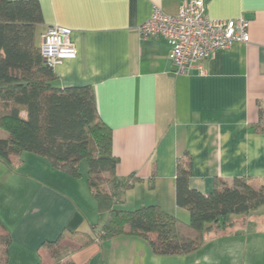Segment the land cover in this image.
<instances>
[{"label": "crops", "instance_id": "obj_1", "mask_svg": "<svg viewBox=\"0 0 264 264\" xmlns=\"http://www.w3.org/2000/svg\"><path fill=\"white\" fill-rule=\"evenodd\" d=\"M48 27L71 30L74 58L53 67L60 87L90 85L102 119L113 130L116 174L139 181L124 206L159 204L188 221L176 201L177 158L192 161L191 186L211 192L217 180L250 177L264 182V132L250 125L264 117V0H204L214 19L243 17L250 41L220 49L193 69L176 74L162 37L142 38L139 26L154 7L177 14L186 0H39ZM6 135H1L5 137ZM87 169H85L86 171ZM86 172L73 177L47 159L25 152L16 164L0 158V235L11 236L9 264L47 262L46 241L63 230L94 233L108 214L98 210ZM0 190V191H1ZM75 264H264V206L234 216L232 225L206 233L186 255H155L137 236L95 240L73 252Z\"/></svg>", "mask_w": 264, "mask_h": 264}, {"label": "trees", "instance_id": "obj_2", "mask_svg": "<svg viewBox=\"0 0 264 264\" xmlns=\"http://www.w3.org/2000/svg\"><path fill=\"white\" fill-rule=\"evenodd\" d=\"M44 18L39 0H0V158L16 164L23 153L47 159L73 177L83 174L98 210L108 217L94 233L65 229L44 244L50 260L38 264H75L67 258L95 240L116 236L145 239L155 255H186L199 249L206 233L232 225L234 216L264 205V182L250 177L217 180L209 193L191 186L192 161L185 153L176 162V201L190 213L188 221L159 204L124 206L125 193L140 178L119 177L113 153V130L102 119L92 86L56 85L37 44ZM251 128L264 132V117ZM0 225L6 229L0 218ZM11 236L0 235V264H9Z\"/></svg>", "mask_w": 264, "mask_h": 264}, {"label": "built area", "instance_id": "obj_3", "mask_svg": "<svg viewBox=\"0 0 264 264\" xmlns=\"http://www.w3.org/2000/svg\"><path fill=\"white\" fill-rule=\"evenodd\" d=\"M250 23L243 17L211 18L204 0H186L177 14L154 7L149 19L138 28L142 38L162 37L170 46L169 58L175 73L187 74L196 69L205 73L204 62L220 49L236 42L250 41ZM41 53L49 67L74 58L77 48L71 30L59 25L48 27L42 37Z\"/></svg>", "mask_w": 264, "mask_h": 264}, {"label": "rangeland", "instance_id": "obj_4", "mask_svg": "<svg viewBox=\"0 0 264 264\" xmlns=\"http://www.w3.org/2000/svg\"><path fill=\"white\" fill-rule=\"evenodd\" d=\"M0 134L1 135L2 134L3 135H6L7 133L4 130L0 129ZM85 169H86V164H85V162H83L82 163V170H83V172H86ZM5 186L8 187V184L6 183V179L3 178L2 175H0V190L3 189ZM0 192H2V190ZM262 206H264V205H262ZM0 250H1V245H0Z\"/></svg>", "mask_w": 264, "mask_h": 264}]
</instances>
